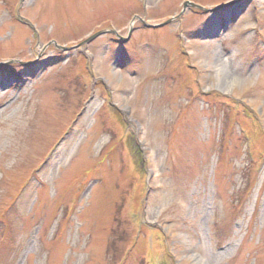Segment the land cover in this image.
Masks as SVG:
<instances>
[{"label": "rangeland", "instance_id": "rangeland-1", "mask_svg": "<svg viewBox=\"0 0 264 264\" xmlns=\"http://www.w3.org/2000/svg\"><path fill=\"white\" fill-rule=\"evenodd\" d=\"M0 62V264H264V0H0Z\"/></svg>", "mask_w": 264, "mask_h": 264}, {"label": "water", "instance_id": "water-1", "mask_svg": "<svg viewBox=\"0 0 264 264\" xmlns=\"http://www.w3.org/2000/svg\"><path fill=\"white\" fill-rule=\"evenodd\" d=\"M224 5H225V4H224ZM224 5H219V6H217L216 8L222 7V6H224ZM187 6H190V7H193V6H194V7H199V6L193 4V3L189 2V1H184L183 4H182V10H181V12H180L179 15H181V14L183 13V11L185 10V8H186ZM211 10H212V9H211ZM205 11H208V10H205ZM138 20H139L140 22H142L144 26H147V27H153V28H154V27H160V26L164 25L165 23H167V21H166V22H163V23H161V24H157V25H149V24H145V22L142 21L140 18H138ZM131 31H132V28L130 27L129 30H128V33H127V35H126L125 37H122V36L116 34L114 31H108V30H106V31H98V32L92 34L91 36H89L88 38H86V39L83 41V43H87V42H89L90 40L94 39L95 37H97V36H99V35H102V34L105 33V32H107V33H113V34L118 38L119 41L125 43V42L129 39ZM1 63H3V62H0V64H1Z\"/></svg>", "mask_w": 264, "mask_h": 264}]
</instances>
